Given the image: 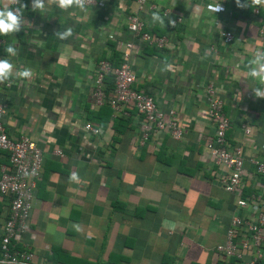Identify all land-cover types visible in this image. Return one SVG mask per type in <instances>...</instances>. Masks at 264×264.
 Returning <instances> with one entry per match:
<instances>
[{
    "label": "crops",
    "instance_id": "obj_1",
    "mask_svg": "<svg viewBox=\"0 0 264 264\" xmlns=\"http://www.w3.org/2000/svg\"><path fill=\"white\" fill-rule=\"evenodd\" d=\"M210 2L146 3L139 15L144 30L166 39L155 49L126 30L131 0H95L86 12L62 11L51 0L47 11L34 12L31 0H20L27 5L21 9L26 23L19 33L0 36V59L15 43L19 53L12 63L32 69L34 77L0 84V105L6 135L26 137L41 151L25 230L16 245L32 252V264L250 263L252 250L235 260L215 246L224 243L231 217L254 220L251 196L264 202V175L252 164H264V99L254 97L251 88L258 82L246 74L254 53L264 51L259 34L264 7L248 10L235 0H221L224 10L214 15L207 10ZM157 9L176 26L168 27L167 19L165 28L151 24ZM67 27L73 35L59 40L56 32ZM225 32L232 35L227 44ZM126 42L133 46L128 60L133 89L175 121L178 141L162 131L141 144L134 111L127 108L132 115L116 124L121 115L94 104L98 62L120 59ZM165 63L172 65L170 71L162 70ZM209 85L228 120L225 143L241 149L243 174L234 193L224 191L226 170L206 149L213 140ZM85 124L99 134L85 132ZM0 163H7L4 156ZM73 172L79 185L68 180ZM237 199L246 206L237 207ZM0 200L1 235L9 201ZM163 220L175 222V230L162 227ZM262 237L254 264H264V226Z\"/></svg>",
    "mask_w": 264,
    "mask_h": 264
},
{
    "label": "built area",
    "instance_id": "obj_2",
    "mask_svg": "<svg viewBox=\"0 0 264 264\" xmlns=\"http://www.w3.org/2000/svg\"><path fill=\"white\" fill-rule=\"evenodd\" d=\"M153 0H131L134 5L133 12L127 17L126 30L131 36L138 38L143 43L155 49L163 48L166 39L164 36L151 35L144 30V23L139 15L144 6ZM8 3L11 7H17L12 0H0V8ZM95 4L92 0L89 5ZM255 14L256 11H253ZM260 36L264 37V20L259 28ZM232 40V35L225 32L222 42L227 44ZM1 44V39H0ZM120 53L119 66L112 67L106 60H100L96 67L94 88L92 97L96 106H101L105 94L102 81L105 75H110L113 81V89L108 97V106L114 115L128 117L130 111L140 117L138 130L141 144L147 140L151 133L166 131L172 140L178 141L181 130L170 118H165L157 109L152 98L133 89L134 76L129 67L130 52L133 50L131 42H126ZM208 115L213 124V140L206 144V149L215 165H220L226 170V176L221 181L223 189L227 193H234L240 185L243 174L241 149L238 146L228 149L225 143V131L228 120L222 112V102L215 96L212 87H206ZM4 114L0 105V151L8 155V167L0 166V196L9 201L8 215L3 222L0 235V264H32L33 254L27 249L18 250L16 245L24 233L28 213L30 210L35 180L39 176L41 167V151L26 137L16 140L10 139L1 124ZM83 130L91 135H98L99 129L85 124ZM248 131L245 130V133ZM54 154L60 155L59 151ZM254 172L264 175V164L252 161ZM255 203V217L249 222L241 217L233 216L225 233L223 244L215 246V251L224 257L241 259L242 251H253L249 264H254L260 257L262 246V228L264 226V202L259 197L251 196ZM236 206L244 208L246 202L237 199ZM242 239L237 242V236Z\"/></svg>",
    "mask_w": 264,
    "mask_h": 264
},
{
    "label": "clouds",
    "instance_id": "obj_3",
    "mask_svg": "<svg viewBox=\"0 0 264 264\" xmlns=\"http://www.w3.org/2000/svg\"><path fill=\"white\" fill-rule=\"evenodd\" d=\"M13 3L20 4V0H12ZM50 0H31V8L34 12H45L47 11V5ZM56 6L62 11H68L69 9H76L79 12H86L88 10L87 5L92 2V0H51ZM235 4L238 8H258L264 7V0H235ZM192 6V5H190ZM27 5L20 4V7H11L8 3H5L4 7L0 8V36H13L15 33H19L24 27L26 21L23 18V12L21 9L26 8ZM194 7H198L194 5ZM207 10L214 15L222 12L224 9L221 4V0H212V2L207 4ZM167 19L168 27H175L176 23L172 19L161 16L159 9L154 11L150 18V23L155 25L159 24L165 28V21ZM219 27V25H218ZM73 35V28L67 27L63 31H57L55 36L61 40H67ZM11 44L5 48L6 56L0 59V84L5 82H10L14 77L17 80L29 81L34 77L32 69L27 67L17 68L10 58H15L18 56L19 49ZM247 76L253 81L258 82L257 86L252 87V93L255 98L264 99V51H256L252 59L248 62L247 66ZM172 69L171 64H164L163 71H170ZM68 180L70 183H75L79 185L81 183V178L78 173L73 172ZM78 189H73L76 191ZM74 227H77L74 225ZM162 227L169 231H174L176 224L173 221L163 220Z\"/></svg>",
    "mask_w": 264,
    "mask_h": 264
},
{
    "label": "trees",
    "instance_id": "obj_4",
    "mask_svg": "<svg viewBox=\"0 0 264 264\" xmlns=\"http://www.w3.org/2000/svg\"><path fill=\"white\" fill-rule=\"evenodd\" d=\"M248 10H250V9H248ZM107 61L110 63V65L112 67H117L120 64V59L118 57H115V61L114 62L113 61L110 62L109 60H107ZM102 85H103V92L105 94V98H104V101L101 104V106H99V110L101 109V112L102 111L103 112L106 111L107 113H109V112H111V109L108 106L107 100H108L109 94L111 93V91L113 89L112 77L110 75H105L104 78H103V81H102ZM131 115H132V112H130V114H129L128 117H121V116H119L117 118V120H116L117 122H115V123L116 124H120L122 122V120H128ZM0 156H4L5 159H6V161H7L6 164L0 163V166L3 165L5 167H8V155L5 152L0 151ZM0 198H5V197L0 196Z\"/></svg>",
    "mask_w": 264,
    "mask_h": 264
}]
</instances>
